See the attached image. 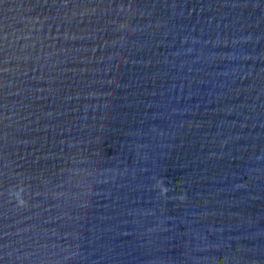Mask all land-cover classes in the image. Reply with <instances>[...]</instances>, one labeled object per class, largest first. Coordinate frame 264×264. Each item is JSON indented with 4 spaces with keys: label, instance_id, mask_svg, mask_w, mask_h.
<instances>
[{
    "label": "water",
    "instance_id": "1",
    "mask_svg": "<svg viewBox=\"0 0 264 264\" xmlns=\"http://www.w3.org/2000/svg\"><path fill=\"white\" fill-rule=\"evenodd\" d=\"M0 264H264V0H0Z\"/></svg>",
    "mask_w": 264,
    "mask_h": 264
}]
</instances>
